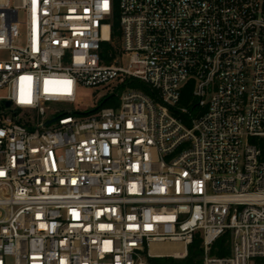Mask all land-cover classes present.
Wrapping results in <instances>:
<instances>
[{
    "label": "built area",
    "instance_id": "1",
    "mask_svg": "<svg viewBox=\"0 0 264 264\" xmlns=\"http://www.w3.org/2000/svg\"><path fill=\"white\" fill-rule=\"evenodd\" d=\"M198 232L204 264H264V0H0V264H147Z\"/></svg>",
    "mask_w": 264,
    "mask_h": 264
},
{
    "label": "trees",
    "instance_id": "2",
    "mask_svg": "<svg viewBox=\"0 0 264 264\" xmlns=\"http://www.w3.org/2000/svg\"><path fill=\"white\" fill-rule=\"evenodd\" d=\"M119 20L118 15H115L113 22V36L114 38L118 37L119 31ZM137 87L145 89L144 86L137 84ZM194 81L190 80L183 87L181 92L180 105L189 106L188 108L193 114L199 112L198 99L194 96ZM106 97L102 98L99 102L100 108L108 107L111 105L117 106L118 101L115 98H109L107 101H104ZM194 113V111H196ZM229 234L226 233L221 236L212 246V253L215 255H227L230 252V246L228 243ZM145 260L147 264H204L203 262V238L198 232L195 234L194 239L191 244L188 246V253L184 258L177 259L174 257H154L145 253Z\"/></svg>",
    "mask_w": 264,
    "mask_h": 264
},
{
    "label": "rangeland",
    "instance_id": "3",
    "mask_svg": "<svg viewBox=\"0 0 264 264\" xmlns=\"http://www.w3.org/2000/svg\"><path fill=\"white\" fill-rule=\"evenodd\" d=\"M22 16L23 14L21 13V17ZM114 86H115L114 83L109 86L106 85V86H101V87L81 86L77 92L75 102L63 104V107L67 111H71V112H80V113L90 112L91 110H93L95 107L99 105V102L101 101L102 98H104L106 95L112 94ZM111 106L113 107L114 105H111ZM186 107H189V106H186ZM196 112L197 110L194 111V113ZM177 259H181V258H177Z\"/></svg>",
    "mask_w": 264,
    "mask_h": 264
},
{
    "label": "bare ground",
    "instance_id": "4",
    "mask_svg": "<svg viewBox=\"0 0 264 264\" xmlns=\"http://www.w3.org/2000/svg\"><path fill=\"white\" fill-rule=\"evenodd\" d=\"M164 248V251H157L158 248ZM177 250V251H175ZM166 253V254H173L176 256H184L186 254V250L184 248V245L180 242H175V243H165V244H155L152 247L151 254H156V253Z\"/></svg>",
    "mask_w": 264,
    "mask_h": 264
},
{
    "label": "water",
    "instance_id": "5",
    "mask_svg": "<svg viewBox=\"0 0 264 264\" xmlns=\"http://www.w3.org/2000/svg\"><path fill=\"white\" fill-rule=\"evenodd\" d=\"M114 96V94L113 95H111V96H109V97H107V98H105V100L104 101H107L109 98H112ZM99 108V106H97V107H95L93 110H91V112H93V111H95V110H97ZM52 121V120H51ZM51 121H49V122H47V123H50Z\"/></svg>",
    "mask_w": 264,
    "mask_h": 264
}]
</instances>
